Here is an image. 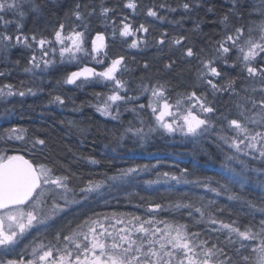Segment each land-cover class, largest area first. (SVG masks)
<instances>
[{"label":"trees","instance_id":"16d2710c","mask_svg":"<svg viewBox=\"0 0 264 264\" xmlns=\"http://www.w3.org/2000/svg\"><path fill=\"white\" fill-rule=\"evenodd\" d=\"M35 3L40 5L39 12H32L31 4L25 0L24 11L27 14L20 21L23 34L31 37L34 33L37 38L42 36L53 44L54 31L59 23L66 25L65 33L78 24L81 26L76 30L86 32V46L90 51L91 38L97 32L103 33L107 38L104 51L108 55L101 53L98 58L104 63L88 60L86 64L102 71L111 59L124 56L126 70H122L118 78L126 82L127 91L123 92L126 99L117 119L105 117L96 106L107 89L96 84L79 86L64 82L67 75L79 70L80 66L57 61L46 70L37 72L29 61L34 54L39 59L40 49L31 39V48L23 43L17 44L13 39L7 49L0 45V86L11 84L17 91V94L0 99V152L8 155L21 153L34 163L52 167L54 174L69 176L70 187L77 192L89 180H104L106 176L118 175L121 169L136 165H148L149 168L123 181L108 182L100 192L91 193L86 200L70 206L47 226L31 230L6 258H16L17 253L34 242L47 244L53 240L57 229L63 228L67 234L69 229L75 228L80 220L92 213H131L143 220L154 217L157 221L185 223L189 225L190 232L199 233V239L208 240L209 244L225 245L228 237V231L220 230L219 223L210 222L213 218L223 223L235 222L234 226L241 230L251 225L259 231V223L264 220V211H261L264 209V157L236 152L218 140L221 125L225 126L222 134L234 135L227 129V122L239 118L235 112L236 104L243 102L242 97L252 96L250 90L254 79L237 60V50L232 49L227 54V64L220 58L213 65L221 71V76L208 75L207 79L218 85L235 79L239 95L231 90L213 95L205 79H197L198 72L203 70L200 59L187 57L184 52L187 47H192L199 57L212 59L216 55V42L227 34L225 25L221 23L226 14L229 15L228 31L243 25L247 38V28H255L264 19L253 11L260 6V0H239V4L244 6L235 8L234 14L233 0H135V10L125 7L127 0H35ZM185 3L191 6L187 10L183 8ZM76 4L81 5L87 29L71 15ZM104 7L114 11L105 17L101 14ZM149 8L157 11L158 17L163 19L148 16ZM0 15L12 21L7 27L0 21V32L7 31L15 37L16 21L20 19L18 15L12 11ZM121 20L130 23L134 29L143 24L148 32H138L136 37H121ZM114 29L115 36L112 35ZM165 33L166 36L163 35ZM252 35L258 33L254 31ZM162 36L164 44L158 43ZM181 36L186 37L182 45L172 43ZM141 38L145 43L139 48L129 47L133 39ZM168 64L172 67H166ZM261 65H264V56L258 57L253 64L254 67ZM26 68H32V71H25ZM157 82L166 84L170 102L177 99L178 93H190L196 85L197 94H205L217 109L212 117L216 127L211 133L191 139L171 136L160 130L149 133L141 141L134 131H126L143 128L148 133L149 126L154 124L151 111L147 107L140 108V105L148 104V96L147 92L141 94L138 86L144 84L151 88ZM28 89L32 91L28 92ZM20 91L25 95H18ZM56 96H60L64 103L55 102ZM9 129L23 131L9 136ZM15 135L22 139H15ZM37 138L44 139L46 145L33 147ZM90 157L99 163H90ZM165 172L174 176L183 174V180L177 183L158 177V173ZM233 175L241 178L239 183H229ZM225 184H228V189L223 187ZM233 195L239 199H230ZM177 202L193 207H171ZM150 203L164 207L153 213L148 208ZM196 208L205 212L203 218L195 211ZM156 226L164 227L163 224ZM232 240L236 241L235 248L240 249V242L234 235ZM243 243L247 251L241 249V252L249 255L260 240L257 239L255 245L251 241ZM27 251L29 254L25 259L30 258L31 248L28 247Z\"/></svg>","mask_w":264,"mask_h":264},{"label":"snow or ice","instance_id":"6c2138e0","mask_svg":"<svg viewBox=\"0 0 264 264\" xmlns=\"http://www.w3.org/2000/svg\"><path fill=\"white\" fill-rule=\"evenodd\" d=\"M31 4L32 12H39L40 5L35 0H27ZM235 8L243 7L239 4V0H233ZM25 0H0V13L12 11L20 18L16 21L17 34L15 37L7 33L0 32V45L7 49L13 39L17 44L23 43L26 47L31 48L32 43L36 44L41 51L39 59L34 54L30 58V64L33 68H40L41 63L47 68L54 61L45 59L48 56L46 45H51L52 41L43 38H37L36 34L31 37L24 35L22 32L23 24L20 22L27 14L24 11ZM125 7L135 10L137 4L135 0H127ZM164 7V5H161ZM188 3L183 4L184 9H189ZM81 5L76 4L71 11V15L77 21H80L85 29L88 24L84 23L85 16L81 12ZM114 11L104 7L101 14L105 17ZM209 11H212L210 8ZM253 11L264 17V0H260V6L254 8ZM89 12L88 15H92ZM147 15L158 17L157 11L153 8L147 10ZM242 18V15H241ZM127 19L126 17L124 18ZM0 21L5 27L12 21L5 20L0 15ZM221 23L225 25L226 35L220 41L216 42V49L212 59H204L194 52L192 47H187L184 55L187 57H197L202 64L201 71L198 72L197 79L204 78L207 85L210 86L212 94L231 90L236 95V80L230 79L224 85H218L212 79H207L208 75L212 77H220L221 71L213 66L217 59L223 58L227 64V54L232 49L238 52L237 60L243 65L250 78H260L261 93H264V65L254 67L257 58L264 56V19L253 28H247L248 36L245 38V27H234V31H228L229 15H225L221 19ZM122 27L119 30L121 37H136L138 32H148L143 24L139 28L134 29L130 23L121 20ZM81 25L74 24L65 35L66 25L61 22L54 31V40L61 45L59 55L63 59L67 57L69 60H76L77 54L88 55L89 51L85 47L86 32L76 30ZM197 28L199 25L196 26ZM258 35L253 36V32ZM116 35L115 29L112 33ZM166 36V33L163 34ZM186 37L181 36L172 41L175 45H182ZM145 41L141 39H133L130 48H139ZM164 44L162 38L158 41ZM107 47L103 33L97 32L91 41V53L93 58L100 55L107 56L104 51ZM52 52L56 49L52 48ZM97 63L103 64V60H97ZM145 64V68H147ZM171 68L172 64L166 65ZM235 67V65H233ZM122 70H126L125 57L118 56L110 60V63L97 71L94 67L84 66L78 71L71 72L67 75L65 83L76 84L78 80L87 82L90 79H101L113 84L112 94L107 97L103 105L97 107V111L102 115L111 116L112 105L126 99L120 94L121 90L127 91L126 82L118 78ZM25 71H32V68H26ZM141 94L150 92L149 102L140 105L143 109L147 107L151 110L154 117V124L148 128V133L143 128L127 129L126 131H134L140 140L143 141L149 133L162 130L169 134L177 132L184 136L198 138L208 133L216 127V121L212 119L217 109L207 96L203 93L197 94L196 85L194 90L187 94H177V99L170 102L168 89L166 84H157L149 88L148 85L141 84ZM31 92L32 89H28ZM255 92L256 89H253ZM17 93L13 92L11 84L0 86V96H11ZM18 95L23 96L25 92L20 91ZM99 95V94H97ZM244 103H237L236 108L238 117L227 122V129L231 130L234 135L228 136L224 133L225 126H220L218 140L235 149L236 152L252 150L258 152L260 157H264V96L256 100L252 97H242ZM55 102L63 104L64 101L60 96L54 98ZM250 103L251 108L245 107ZM250 113V114H249ZM114 119L118 117H113ZM227 119V117H224ZM143 123V121H141ZM251 125L252 127H250ZM9 136L14 135L22 129L7 130ZM122 138V137H121ZM15 139H22L21 136L15 135ZM45 146L44 139L37 138L33 142L35 146ZM89 162L97 164L95 158L90 157ZM148 165H136L127 169H121L118 175L106 176L104 180H89L84 187L79 188L78 192L75 188L70 187V177L67 175H56L52 167L43 163H34L33 160L26 159L24 155L13 154L8 155L6 152H0V264H264V220L259 223V231L254 230V226H245L244 230L234 226L233 223H223L214 218L211 223L220 224V230H227L228 237L225 245L218 243L209 244L208 240L199 239V233L189 231V225L185 223H168L167 221H157L154 217L143 220L140 216L131 213H92L80 220L75 228L69 229L64 234L63 228L57 229L54 233L53 240L47 244L33 243L26 246L21 253H17L16 258H6L11 256L12 252L20 245L26 234L37 226H47L60 213L75 205L80 200H86L91 193L100 192L108 182L123 181L132 175L147 171ZM187 172V170H184ZM158 177L164 180H174L180 183L183 180L181 176L170 175L169 173H158ZM241 178L233 175L229 178V183H239ZM158 181H149L148 183H156ZM228 189V184L223 185ZM215 191L216 189H212ZM79 196V199L77 198ZM230 199H239L238 196H231ZM255 207L254 205H252ZM164 206L159 203H150L148 208L150 212L162 210ZM176 209L192 208L191 204H183L177 202L171 205ZM195 211L200 217L205 216V212L201 208ZM264 211V209H261ZM192 215L191 212L188 213ZM157 224H163L164 227H158ZM240 242V249L235 248L236 241L232 240V236ZM259 239L260 243L255 245V241ZM244 241H251L255 245L249 255H244L241 249L247 251ZM227 245H232L228 248ZM31 248L30 258L25 259L28 255L27 248ZM238 257V259H237Z\"/></svg>","mask_w":264,"mask_h":264},{"label":"rangeland","instance_id":"374dc122","mask_svg":"<svg viewBox=\"0 0 264 264\" xmlns=\"http://www.w3.org/2000/svg\"><path fill=\"white\" fill-rule=\"evenodd\" d=\"M67 33H65V35H66ZM96 36V35H95ZM95 36H93V38H91V41H92V39H94L95 38ZM86 41H87V38H86ZM107 44V43H106ZM61 47V45H59L58 43H56V42H53V44L52 45H46L45 46V48H46V50L48 51V56L47 57H45V59H49V60H52V61H54V63L55 62H60V63H66V64H69V65H72V66H80V68L81 67H84V66H88V67H92V66H89V65H87L86 63L88 62V60L89 61H94V62H96L97 63V60H101V59H99L98 58V56H96V58L94 59L93 58V55L94 54H92L91 53V50L89 51V54L88 55H84V54H82V53H80V54H77V59L76 60H69L67 57H64L63 59L60 57V55H59V48ZM85 47L87 48V46H86V42H85ZM52 48H55L56 49V51L55 52H52ZM88 49V48H87ZM87 61V62H86ZM53 63V64H54ZM53 64H51V65H53ZM98 64V63H97ZM51 65H49L47 68H49ZM47 68H45L44 67V65H43V63H41V66H40V68H36V71L37 72H42V71H44V70H46ZM77 71H78V69H77ZM87 83H89V84H96V85H98V86H101V87H103V88H105V89H107V93L105 92V94L101 97V98H99V104L96 106V107H98V106H100V105H103L104 104V102L107 100V97L109 96V95H111L112 94V90H113V84L111 83V82H106V81H103V80H101V79H90V80H88L87 82H85V81H83V80H78L77 81V85H79V86H82L83 84H87ZM251 90H250V92L251 93H253L252 94V98H254V99H256V100H259V99H261L262 98V96H264V93H261V91H260V87H261V81H260V78L259 77H256L255 79H254V82H253V84L251 85ZM253 89H256V91L254 92L253 91ZM13 92L14 93H17V91H15V90H13ZM123 92H124V90H121V92H120V94L122 95V96H124V94H123ZM146 95L148 96V102H149V97H150V92H147L146 93ZM3 97H6V96H0V99L1 98H3ZM124 102H125V100L124 101H120V102H118L117 104H115V105H112V107H111V112H112V115L111 116H106V115H104L105 117H107V118H110V119H114L113 117L115 116V117H118V114H119V112H120V110H121V108H122V106L124 105ZM242 103H244V101L242 102ZM245 107H247V108H251V104L250 103H247V104H245ZM150 110V109H149ZM151 111V110H150ZM238 109H236L235 110V112H236V114L238 115ZM101 113V112H100ZM250 114V113H249ZM117 119V118H116ZM250 127H252L251 125H249ZM211 131L212 130H210L208 133H206V134H204V135H209L210 133H211ZM169 134V133H168ZM171 136H178V137H180V138H182V137H186V138H191V139H194V137H188V136H184L183 134H181V133H179V132H177V133H175V134H170ZM203 135V136H204ZM247 155L248 154H251L252 153V156H256V155H259V153L258 152H253L252 150H245L244 151ZM78 199H79V196L77 197ZM70 206H73V205H70ZM69 206V207H70ZM38 227V226H37ZM37 227H35L34 229H36ZM33 230V229H32ZM29 234V233H28ZM28 234H26V236L28 235ZM25 236V237H26Z\"/></svg>","mask_w":264,"mask_h":264},{"label":"water","instance_id":"95a60500","mask_svg":"<svg viewBox=\"0 0 264 264\" xmlns=\"http://www.w3.org/2000/svg\"><path fill=\"white\" fill-rule=\"evenodd\" d=\"M105 37V44L107 43V38H106V36H104ZM18 154H20V155H24V154H21V153H18ZM25 156V158L26 159H30V158H28L26 155H24ZM31 160V159H30Z\"/></svg>","mask_w":264,"mask_h":264}]
</instances>
